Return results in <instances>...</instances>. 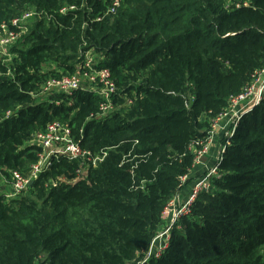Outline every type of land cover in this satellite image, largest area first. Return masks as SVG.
<instances>
[{
    "label": "trees",
    "instance_id": "obj_1",
    "mask_svg": "<svg viewBox=\"0 0 264 264\" xmlns=\"http://www.w3.org/2000/svg\"><path fill=\"white\" fill-rule=\"evenodd\" d=\"M113 1L0 0V27L21 32L11 21L36 14L25 46L0 59V174L27 175L41 152L34 134L56 120L84 149L108 154L86 177L61 159L26 195H0V264H141L198 143L264 68V0H121L112 13ZM88 52L117 87L104 120L90 118L96 94L60 105L39 97ZM229 140L211 191L162 257L143 264H264V99Z\"/></svg>",
    "mask_w": 264,
    "mask_h": 264
},
{
    "label": "built area",
    "instance_id": "obj_2",
    "mask_svg": "<svg viewBox=\"0 0 264 264\" xmlns=\"http://www.w3.org/2000/svg\"><path fill=\"white\" fill-rule=\"evenodd\" d=\"M120 6L121 0H114L112 6H110V12L115 13ZM66 11L67 9H63L61 13L65 14ZM34 15L36 14L33 12H26L21 17L13 19L11 23L13 27H20L21 30H23L25 29L24 26L26 25V22L32 19ZM20 35V32L11 30L7 23H3L0 27V37H2L1 42L6 43L9 39L14 40ZM85 57L91 59L90 63L88 62L89 64L85 61ZM94 58L95 57L92 55V52L86 53L84 55V61L80 66L84 74L90 73L87 76L86 81V84L89 86L88 89H78L79 87H77V84H79V80L73 77L77 72L75 71L74 74L66 76L67 78H49L43 85L40 94L51 92L52 90L60 91L57 94L68 93L70 89H67V87H70L72 82H74V89L87 91L96 94L101 98L99 111L91 115L90 118H108L116 110V107L112 103V98L117 92V87L112 78L111 71L107 68H97L98 63L97 61H94ZM58 97H62L63 100L66 98L65 95H60ZM263 99L264 68L256 73L254 81L247 86L241 94L231 98L229 109L216 117L213 121L211 129L208 131V139L205 142L198 143L199 149L196 152L195 166L197 163H201L202 160L209 155L218 131L224 130L222 121L226 118L233 121L230 133L225 135L226 140L223 145V153L226 147L230 145L229 139L234 135L243 115L251 112L253 108L258 106L263 101ZM32 141L41 148V152L38 154L36 163L32 165L30 172L27 175L18 171L12 173V188L15 194H22L28 191L29 186L34 180H37L46 171H50L53 165L61 159L77 162L78 168L75 173L77 176L81 177L85 174L84 168L86 166L89 169L96 168L98 164L103 162L108 155L106 150L95 154L92 153L91 150L84 149L81 143L75 139L70 125L59 120L51 122L45 131L35 133ZM191 172L189 175L183 177L181 187L189 181ZM218 175V167L210 168L203 177L198 178L193 182L191 190L182 202L178 201L176 196L168 203L163 212V220L165 213H169V223L164 222L162 230L152 241L151 246L141 264L147 263L152 259H159L162 257L170 246L172 230L174 227L183 218L191 216L196 200L202 193L211 191L212 179Z\"/></svg>",
    "mask_w": 264,
    "mask_h": 264
},
{
    "label": "rangeland",
    "instance_id": "obj_3",
    "mask_svg": "<svg viewBox=\"0 0 264 264\" xmlns=\"http://www.w3.org/2000/svg\"><path fill=\"white\" fill-rule=\"evenodd\" d=\"M67 12V11H66ZM15 31V30H13ZM20 34L23 33L22 30H20ZM1 38L0 37V59H3L4 62L6 63H10L13 58L16 56V53L14 52V49H20V48H23L26 44V39H24V36H22L21 38V35L19 37H16L14 40H8L6 43L5 42H1ZM19 41V42H18ZM23 45V46H22ZM85 61L87 62V64L90 63L91 59H88L87 57H85ZM89 62V63H88ZM81 65H78V67L76 68V74L73 76L75 77L76 79L79 80V84H77V87H79L78 89H88L89 86L86 84V81H87V76L90 74V73H86L84 74L83 73V70L82 68L80 67ZM50 70H55L57 72L60 73V75H64L65 73L63 72V70L61 68H58L56 64H54ZM64 78H67L66 76H62ZM72 78V77H71ZM50 79H55L54 76H51ZM63 79V78H62ZM116 85V84H115ZM74 82H72L71 86L70 87H67V89H70L68 93H65V94H57L59 93L60 91H57V90H52L51 92H47V93H43V94H40V99L42 98L43 101H48L49 103H54V104H57V105H60L61 103H63V101H67L71 98L74 97L75 94H77L78 92H80L78 89H74ZM94 88V87H93ZM60 95H65L66 98L63 100L58 97ZM131 101L132 99H127L126 102H125V105L124 106H130L131 104ZM120 108V107H119ZM104 120V118H103ZM232 123L233 121H231L229 118H226L224 121H222V126H224V130H219L218 133L220 132V134L222 133L223 136H225L227 133H230V128L232 126ZM217 133V135H218ZM216 141V138L214 140V143ZM31 143L34 144L33 141H31ZM214 143L211 147V150H210V153L209 155L211 154L212 152V149L214 147ZM222 150H223V146L221 147L220 149V153L219 154H222ZM207 155V156H209ZM216 158V157H215ZM218 163L216 165H213V166H208L206 164H203V160L201 163H197L196 164V167H201L203 166L204 169H205V173L202 174L199 178L203 177L210 168H213V167H218L219 165V162L221 161V155L220 157L217 159ZM88 167L86 166L84 168V176L86 177L87 176V173H88ZM47 172V171H46ZM78 178H83V177H77ZM12 177L11 179L8 178L7 176L5 175H1L0 174V195H5L7 197L8 200H11V199H15V198H18V197H21L23 196L22 194L24 193H28V191L22 193V194H15L14 191H13V188H12ZM60 181H66V179L64 178H59ZM35 181V180H34ZM33 181V182H34ZM61 182H51V185H58L60 184ZM193 185V184H192ZM191 190V188H190ZM189 190V185H184L181 190L179 191V193L177 194V200L182 202L185 198V195L188 193ZM26 195V194H24ZM169 220H170V215L169 213H165V216H164V222L165 223H169Z\"/></svg>",
    "mask_w": 264,
    "mask_h": 264
},
{
    "label": "crops",
    "instance_id": "obj_4",
    "mask_svg": "<svg viewBox=\"0 0 264 264\" xmlns=\"http://www.w3.org/2000/svg\"><path fill=\"white\" fill-rule=\"evenodd\" d=\"M225 138H226V136H223L222 133L221 134H220V132L218 133V135L216 136V141L214 143V147L212 149V152L209 156H206L203 159V164H206V165L211 167V166L216 165L218 163L217 159L220 157V155H222L219 153H220L221 147L224 145V142L226 140ZM204 173H205V169L203 166H201V167L195 166L194 170L191 172V175H190L191 181L189 183V190L192 187L193 182L196 179H198ZM187 194L185 196H187Z\"/></svg>",
    "mask_w": 264,
    "mask_h": 264
}]
</instances>
